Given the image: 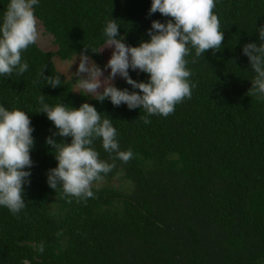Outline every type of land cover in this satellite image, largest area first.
<instances>
[{
  "label": "trees",
  "instance_id": "1",
  "mask_svg": "<svg viewBox=\"0 0 264 264\" xmlns=\"http://www.w3.org/2000/svg\"><path fill=\"white\" fill-rule=\"evenodd\" d=\"M10 0H0V23ZM152 0H39L36 19L52 36L55 50L37 43L22 52L28 69L0 75V106L27 113L33 128V165L24 186L26 207L12 214L0 206V264H264V100L251 95L250 68L243 46L260 40L264 0H215L224 41L218 52L185 57L195 86L191 98L167 117L144 109L114 106L73 90L55 67L53 57L70 60L84 51L97 63L106 40L104 28L115 19L129 46L150 39L153 20L167 23L159 12L149 15ZM193 59L196 60L193 63ZM60 76L52 88L39 77ZM130 77L149 75L129 69ZM34 81H38L34 83ZM117 88L133 89L124 79ZM50 107L79 108L89 103L117 131L127 162L94 141L101 160L115 167L94 182L93 197L78 200L47 183L57 166L55 149L46 138L57 132L38 97ZM71 142V137H54ZM71 201V202H69ZM44 250L39 252L38 245Z\"/></svg>",
  "mask_w": 264,
  "mask_h": 264
},
{
  "label": "clouds",
  "instance_id": "2",
  "mask_svg": "<svg viewBox=\"0 0 264 264\" xmlns=\"http://www.w3.org/2000/svg\"><path fill=\"white\" fill-rule=\"evenodd\" d=\"M39 0H10L0 23V75L10 76L14 71L22 75L28 69L22 63V52L37 43L40 34L33 6ZM215 0H152L149 15L159 12L170 17L167 23L153 20L148 30L150 37L139 46L126 45L120 37L119 26L115 19L105 28V43L93 53H101L104 48H112L111 57L105 69H110L107 77L103 70L86 55L90 51L84 47L79 54L76 73V92L92 96L103 102L110 99L114 106L126 104L129 109L142 108L147 115L145 124L150 123L148 116L167 117L175 106L185 98H191L195 86L190 83L191 72L187 69L190 47L195 49L199 58L207 51L218 52L224 41L220 31V21L214 14ZM260 40L264 41V27L259 29ZM243 54L248 57L250 68L255 72L248 92L258 100H264V43H247ZM76 60V59H75ZM71 63V65L75 62ZM196 62L195 59L192 61ZM70 65V67H71ZM43 66L39 77L52 88L61 84L60 76H43ZM129 69L139 70L149 75L147 82H137L129 75ZM119 75L133 89L117 88L112 81ZM38 81H34L37 83ZM102 90V91H101ZM41 109L57 132L46 138V143L55 149L57 166L48 172L47 183L53 190L62 187L66 196L78 200L93 197V183L100 182L115 167V159L127 163L133 156L131 150L121 151L116 140L117 131L108 118L101 119V113L89 103L79 108H66L63 104L50 107L44 103V95L39 97ZM33 128L27 113L19 109L12 111L0 106V206L7 207L12 214L26 207L24 186L29 183L33 165L30 153L34 147ZM71 137L70 143L58 142L54 137ZM100 138L103 149L116 157L112 163L103 161L95 150L94 141ZM71 202V201H69ZM37 250L43 252V243ZM24 264H28L27 261Z\"/></svg>",
  "mask_w": 264,
  "mask_h": 264
},
{
  "label": "rangeland",
  "instance_id": "3",
  "mask_svg": "<svg viewBox=\"0 0 264 264\" xmlns=\"http://www.w3.org/2000/svg\"><path fill=\"white\" fill-rule=\"evenodd\" d=\"M37 28L40 34V38L37 41V44L39 47H41L44 50H55L56 45L53 43L52 36L45 32L42 24L37 20ZM114 50V46L112 48H104V50L101 52L103 55V62L102 63H96L97 66H99L103 70V76L101 79L104 77H107L108 74L110 73V69H105L104 66L107 64L108 60L111 57L112 51ZM76 59V60H75ZM75 60V62L71 65V63ZM79 55L71 58L70 60H61L58 56L53 57V63L56 67V69L67 79L71 80L73 82V90L76 92V80L78 79L77 76L72 75L76 73L78 65H79ZM71 65V67H70ZM123 78L117 75L112 83H115L118 80H122ZM102 91V90H101Z\"/></svg>",
  "mask_w": 264,
  "mask_h": 264
}]
</instances>
